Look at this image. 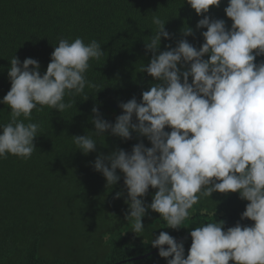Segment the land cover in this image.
<instances>
[{"label": "clouds", "instance_id": "1", "mask_svg": "<svg viewBox=\"0 0 264 264\" xmlns=\"http://www.w3.org/2000/svg\"><path fill=\"white\" fill-rule=\"evenodd\" d=\"M185 2L201 17L195 30L206 29L200 32L203 42L198 47L189 42L195 31L188 26L173 46L166 21L153 12L155 34L144 42L151 57L141 71L156 83L139 101L136 96L119 101L122 111L114 122L93 106L92 132L72 135V142L85 155L98 153L91 165L105 177L106 187L121 180L117 170L123 174V189L114 199L124 197L125 219L135 236H142L149 210L178 230L201 197L238 193L248 202L233 226L204 220L180 240L160 231L150 243L166 264H264V59H257L264 57V0H227L223 11L230 26L210 15L221 0ZM162 37L170 41L164 50ZM103 54L97 40L76 37L59 39L43 74L34 58L11 59L10 89L0 99L11 110L8 122L0 124V158H31L41 128L32 121L33 109L62 112L72 107L66 95L98 88L86 73L89 61ZM106 136L137 142L130 151L116 147L104 154L94 137ZM150 188L155 191L149 203ZM245 219L254 223L242 224Z\"/></svg>", "mask_w": 264, "mask_h": 264}, {"label": "trees", "instance_id": "2", "mask_svg": "<svg viewBox=\"0 0 264 264\" xmlns=\"http://www.w3.org/2000/svg\"><path fill=\"white\" fill-rule=\"evenodd\" d=\"M226 4L221 0L218 8L212 6L210 15L230 26L223 11ZM153 12L166 21L173 46L188 26L195 31V39L187 37L189 42L197 47L203 42L200 32L206 29L195 30L201 17L185 0H0V99L10 89L7 73L14 56L21 62L27 57L38 60L43 74L60 38L82 37L85 43L95 39L104 51L99 60L89 61L86 73L98 88L86 86L80 95H66L72 107L62 112L48 106L33 109L32 121L41 128L31 158H0V264H166L150 243L160 231L178 240L204 220H224L225 227L239 220L248 202L238 193L214 192L201 197L178 230L166 227L159 214L149 210L142 236H135L125 219L124 197L114 199L123 189V174L117 170L121 180L106 187L105 177L91 165L98 153L85 155L72 142V135L92 132L93 106L114 122L122 111L119 101L132 96L139 101L142 91L156 83L141 71L151 57L145 55L144 42L155 34ZM169 42L162 37L161 50ZM10 112L0 103V124L8 122ZM94 138L104 154L116 147L130 151L137 142ZM144 142L150 146L146 138ZM154 191L150 188L145 197L149 203ZM190 243L189 236L186 254Z\"/></svg>", "mask_w": 264, "mask_h": 264}, {"label": "water", "instance_id": "3", "mask_svg": "<svg viewBox=\"0 0 264 264\" xmlns=\"http://www.w3.org/2000/svg\"><path fill=\"white\" fill-rule=\"evenodd\" d=\"M182 239V238H181ZM178 240H180V239H178ZM124 261H121V262H118V263H115V264H121V263H123Z\"/></svg>", "mask_w": 264, "mask_h": 264}]
</instances>
